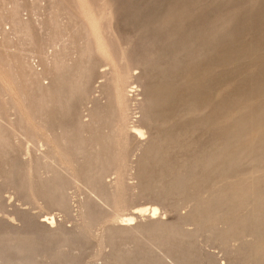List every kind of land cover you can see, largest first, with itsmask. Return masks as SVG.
I'll return each mask as SVG.
<instances>
[{
  "label": "rangeland",
  "instance_id": "obj_1",
  "mask_svg": "<svg viewBox=\"0 0 264 264\" xmlns=\"http://www.w3.org/2000/svg\"><path fill=\"white\" fill-rule=\"evenodd\" d=\"M0 264H264V0H0Z\"/></svg>",
  "mask_w": 264,
  "mask_h": 264
},
{
  "label": "bare ground",
  "instance_id": "obj_2",
  "mask_svg": "<svg viewBox=\"0 0 264 264\" xmlns=\"http://www.w3.org/2000/svg\"><path fill=\"white\" fill-rule=\"evenodd\" d=\"M135 129V131H137L139 134H141L142 133V131L139 129V128H134ZM64 144V143H63ZM152 207V206H151ZM151 214L154 216L157 212H158V208L156 207V206H153L152 208H151ZM54 218H49V223H50V221L51 222H53L52 220H53ZM133 219H134V217L132 216V215H128L125 219H123V220H125V221H127V222H129V221H133ZM45 220H46V218H45ZM44 220V221H45ZM257 249H258V247H257ZM256 249V250H257ZM260 249V248H259ZM258 249V250H259ZM262 262H263V260H262Z\"/></svg>",
  "mask_w": 264,
  "mask_h": 264
}]
</instances>
